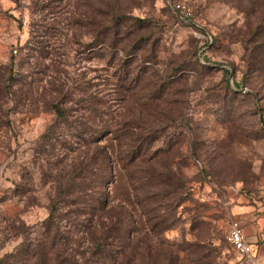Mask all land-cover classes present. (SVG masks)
Listing matches in <instances>:
<instances>
[{
	"label": "rangeland",
	"instance_id": "obj_1",
	"mask_svg": "<svg viewBox=\"0 0 264 264\" xmlns=\"http://www.w3.org/2000/svg\"><path fill=\"white\" fill-rule=\"evenodd\" d=\"M111 16L118 25L109 51L97 34ZM0 89V258L44 229L51 201L101 193L93 174V192H65L68 168L84 153L63 147L78 131L62 123L51 140L41 138L55 98L78 107L79 121L91 123L93 113L95 123L140 124L139 134L157 129L164 187L155 211L114 162L107 187L119 227L141 235L135 263L237 264L226 241L233 220L264 256V0H0ZM113 135L115 157L124 146ZM175 182L184 183L181 200ZM65 208L60 231L76 239H60L62 257L65 247H88L83 216L69 221Z\"/></svg>",
	"mask_w": 264,
	"mask_h": 264
},
{
	"label": "trees",
	"instance_id": "obj_2",
	"mask_svg": "<svg viewBox=\"0 0 264 264\" xmlns=\"http://www.w3.org/2000/svg\"><path fill=\"white\" fill-rule=\"evenodd\" d=\"M116 20L117 18L111 16L106 23L102 20L99 21L97 41L109 51L114 47V43L110 40L108 34L110 33L111 37L115 40L114 34L116 32L112 33V31H114V26L118 25ZM7 80H11V76ZM1 90L0 93L2 92ZM56 90L58 93L61 92L59 88ZM81 101L88 103L90 100L80 98L77 103H81ZM46 106L54 112L55 120L47 127L41 138L47 142L51 140L58 134L57 129L60 123H62L78 131L76 132L77 135H71V138L63 141V147L68 151L81 149V152L84 153L82 160L70 165L68 168L67 183L64 187L65 192L67 195H70L74 191L73 188L77 189L76 192H93L91 190V183L93 182H89L90 174H93L96 179L94 183H96L99 189L97 193H101L98 196L90 194L87 199L83 197L72 198L71 196L63 200L64 204H61L60 200L51 201L49 214L44 220V229L23 242L14 253L0 258V264H138L132 258L135 255L137 257L141 249L138 243L133 244V237L137 231L136 227H125V225L119 227L121 213L115 212L117 205L108 207L107 187L116 180V173L113 170L114 162L118 165V169L116 170L117 176L123 172L128 181H131L133 191L136 195L139 193L141 196L139 202H142L145 198L151 199L154 204L148 207V211H155L157 207L155 202L162 194L160 190L164 187L160 186V183L163 182H160L161 172L158 168V161L155 160L158 154V149L154 145V142L157 140V129H150L149 133L144 135L139 134L142 128L137 123L134 125L132 122L120 120L116 124H111V122L103 119L95 123L94 114L92 113L93 108H90L87 104L79 107H83V109L89 110L92 113L91 123H88V120L85 122L79 121L77 119L79 115L76 112L78 107L72 108L67 106L64 101L58 100V98L53 99L50 103H46ZM74 116L75 120H72ZM77 120L78 122L75 123L77 126L73 127V122ZM77 127L78 129H76ZM112 133L117 142L122 143L124 146L121 150L117 149L115 157L109 154L113 146L109 145L110 139L108 135H112ZM72 136L76 140H72ZM91 146L97 149L90 159L86 154ZM96 163L98 164V170L94 169ZM142 164L147 165L142 167ZM145 173L147 176H145ZM77 179H79V183L76 185ZM133 179L137 182H133ZM145 179L148 181L144 182ZM165 184L168 185L167 183ZM171 185L174 189L172 192L175 193L174 198L181 200V194L184 192V183L175 182ZM60 205H62V209H66L65 207H67L65 215L69 221L72 219L77 223L76 220L83 216L78 225L81 227L82 233H84V237L88 242V247L84 250L71 249L68 251L65 247L64 251L66 250V252L63 257L61 256L58 243L63 238L62 242L65 246V242L67 244L71 242L73 236L75 237V233L72 231V234L69 229L64 231V233L60 231V225L58 224ZM140 205L142 204L140 203ZM168 206L172 210L174 209L171 205ZM135 235L137 242H141V235L138 232Z\"/></svg>",
	"mask_w": 264,
	"mask_h": 264
},
{
	"label": "built area",
	"instance_id": "obj_3",
	"mask_svg": "<svg viewBox=\"0 0 264 264\" xmlns=\"http://www.w3.org/2000/svg\"><path fill=\"white\" fill-rule=\"evenodd\" d=\"M174 7L180 17L188 18L190 16L189 8L184 3L177 2ZM16 52L17 50L14 48L13 53ZM226 240L235 253L237 264H264V256L260 255L253 244L245 238L238 221L233 220L230 222Z\"/></svg>",
	"mask_w": 264,
	"mask_h": 264
}]
</instances>
